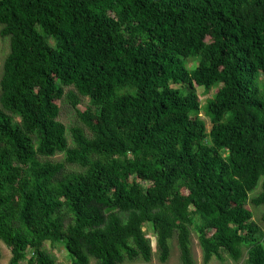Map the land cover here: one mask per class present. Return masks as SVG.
Returning <instances> with one entry per match:
<instances>
[{
	"label": "trees",
	"instance_id": "1",
	"mask_svg": "<svg viewBox=\"0 0 264 264\" xmlns=\"http://www.w3.org/2000/svg\"><path fill=\"white\" fill-rule=\"evenodd\" d=\"M0 24L10 264H63L48 242L72 264L166 263L175 237L196 264L192 227L206 264L224 253L264 264L250 206L264 205V0H0ZM200 87L216 89L206 106ZM64 97L83 124L73 146Z\"/></svg>",
	"mask_w": 264,
	"mask_h": 264
},
{
	"label": "rangeland",
	"instance_id": "2",
	"mask_svg": "<svg viewBox=\"0 0 264 264\" xmlns=\"http://www.w3.org/2000/svg\"><path fill=\"white\" fill-rule=\"evenodd\" d=\"M2 28L3 26L0 24V82L4 74L5 60L11 51L10 37H3L1 35ZM197 64H198V59L196 58L190 59L188 62V65L191 68L195 67ZM177 87H179V85ZM73 89H74L73 87H67L66 93L70 92ZM215 90L216 89H214L211 93H207L205 88L203 87L198 88V92L201 96L203 106H206L208 100L212 98ZM0 95H1V88H0ZM81 98H82V103L78 106V108L85 109L86 107L91 105L90 99L88 97L81 96ZM0 106H1V102H0ZM203 118L206 121L208 132H210V130L212 129V122L208 116L204 115ZM59 120L62 121L68 128V137H69L70 146H73L74 142H73V137L71 134V128L75 126H83V124L78 117L77 109L73 107L72 103L66 97H64L61 103V114H60ZM87 132L89 133V130H87ZM65 157H66L65 153H59L51 157L50 159L53 161H64ZM68 167L69 169H72V168H75L76 166L68 165ZM261 190H262V180L260 181L256 190H254L253 192H250L251 198L255 197L259 192H261ZM250 206L254 213L253 220L264 231V205L255 206L252 202H250ZM146 232L148 236L152 239L154 249L157 250L156 249L157 247L156 236L154 234L151 224L146 225ZM170 244L172 248L171 256H170V259L166 263L162 262L156 253L152 261L150 262H146L142 259H139L136 261L127 262L125 264H183L181 261V252H180L177 237H175L174 239H171ZM0 246H1L0 264H10V259L12 257L11 250L2 241L0 242ZM46 247L51 253H53L56 256V258L58 259V262L63 263V264H72V258L70 254L68 253L64 243L56 242L52 244L51 242H48L46 244ZM192 247H193L194 260L196 264H206L204 262L203 249L199 241V234L195 227H192ZM223 257L224 258L222 260L213 259L208 264H245L246 259H247V253H245L243 259L240 261L233 260L225 253ZM24 264H27V263H24ZM90 264H98V262L95 258H92V261Z\"/></svg>",
	"mask_w": 264,
	"mask_h": 264
}]
</instances>
